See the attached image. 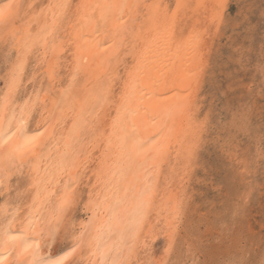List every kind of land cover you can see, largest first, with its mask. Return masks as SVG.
Masks as SVG:
<instances>
[{
  "label": "bare ground",
  "instance_id": "bare-ground-1",
  "mask_svg": "<svg viewBox=\"0 0 264 264\" xmlns=\"http://www.w3.org/2000/svg\"><path fill=\"white\" fill-rule=\"evenodd\" d=\"M163 2L0 0V264L168 263L223 2L173 29Z\"/></svg>",
  "mask_w": 264,
  "mask_h": 264
},
{
  "label": "rangeland",
  "instance_id": "rangeland-1",
  "mask_svg": "<svg viewBox=\"0 0 264 264\" xmlns=\"http://www.w3.org/2000/svg\"><path fill=\"white\" fill-rule=\"evenodd\" d=\"M164 1V17L174 18L172 29L179 10L196 17L220 2ZM222 2L223 12L216 11L219 24L212 32L214 44L205 54L207 67L198 97L204 122L200 146L186 179L182 180L183 174L176 177L185 185L186 209L166 264H264V0ZM32 84L28 93L35 89ZM23 176L13 183L14 194L19 188V194L24 193L27 180ZM84 183L62 232L50 245L58 252L70 239L69 223L87 219ZM158 227L163 229V222Z\"/></svg>",
  "mask_w": 264,
  "mask_h": 264
}]
</instances>
